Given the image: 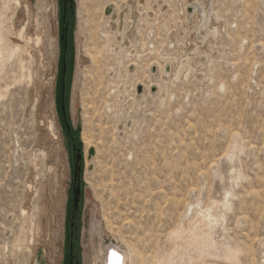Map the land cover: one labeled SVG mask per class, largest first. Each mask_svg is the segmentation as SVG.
<instances>
[{"label":"rangeland","instance_id":"1","mask_svg":"<svg viewBox=\"0 0 264 264\" xmlns=\"http://www.w3.org/2000/svg\"><path fill=\"white\" fill-rule=\"evenodd\" d=\"M5 1L0 264H93L94 221L148 264L207 216L215 253L181 264H264V0H73L63 54L62 0Z\"/></svg>","mask_w":264,"mask_h":264},{"label":"bare ground","instance_id":"2","mask_svg":"<svg viewBox=\"0 0 264 264\" xmlns=\"http://www.w3.org/2000/svg\"><path fill=\"white\" fill-rule=\"evenodd\" d=\"M7 1L8 0H6L5 2H7ZM6 4H5V6H6ZM82 5H84V4H82ZM81 8H82V6H81ZM196 11L201 14L202 19L208 16V12L206 10H204V9H201L199 6H197ZM81 12H82V10H81ZM3 17H4L3 14L0 12V68L1 69L5 66V64L8 61V59H10V58L12 59L13 55L15 56V54L17 52H20L21 51L19 48H13V47L10 46L9 41H8V37L4 33L7 26L4 24L5 21H4ZM205 21H206V18L204 19V22ZM9 29L11 30L12 28L10 27ZM20 36H23V33H21ZM98 55H100V54H98ZM92 57H93V59H91V60H93L94 63L96 61H98V59L96 58L97 56L94 57V55H92ZM24 59H25V57H24ZM97 64H98V62H97ZM167 68L168 67H166L165 70H164V74L165 75H169V72H170L169 70H166ZM180 73H181V70L178 72L177 75H179ZM23 77H24V74H23ZM90 102L93 105V108H94L93 111L95 112L96 111V107H94V106H96V102H95V100L94 101H90ZM84 138H85V143L87 142L89 145H91V143H89L87 141L88 138L86 137V135H85ZM105 217H104V220H106L108 218L107 217L105 219ZM204 217H205V215H204ZM207 217H205V218L207 219ZM205 218H199L198 219V220L201 221L200 226L191 225L190 228L187 231H184L183 229L180 228V230L178 229V232L175 233L174 238H173L174 241L175 242H180L181 243L180 247H184V248H181V249L180 248H177L178 246H177V243H176V246H174L175 248L172 247L173 249L170 252H164L162 255H160L155 260L156 262H149L148 264H181L180 262L182 260H180L181 258L179 257L180 256L179 254H181L180 253L181 250H185L187 248H190L191 251L193 250V252L195 253L194 258H196L197 260L198 259H201L203 257H207V256H210V255L214 254L215 253V250H216L214 248V244L215 243H213L212 235L210 234V230H211V227L213 225L212 224L213 222H212L211 219L206 220ZM111 221H112L111 223L113 224V220H111ZM108 222L109 221H107V224H108ZM92 225H93V227H92L93 228V231H92V238L91 239H92V247H93V250H94L93 264H142V262H141L142 260H140V255L138 254L136 248L133 245L132 246L131 245H128L127 243H125L124 240H123L124 241L123 243L118 242V243L114 244V243L111 242V244H108L107 241H106V239L103 238L104 233H103V225H102V222L101 221H94V223H92ZM208 226H210V227L208 228ZM110 230H112V229L110 228L109 231ZM121 240H122V236H121ZM115 253L117 254L116 256H114ZM194 253H192V254H194ZM187 254H186V256H187ZM183 255H184V253H183ZM237 255H238L237 252L236 251H233L231 249H230L229 252H226L225 254L224 253L222 254V256L224 258H226L228 260H231V262L233 261V263L234 262H237V259H238ZM206 259L202 260L203 264H208V262H207ZM191 261L193 262V260H191Z\"/></svg>","mask_w":264,"mask_h":264},{"label":"flooded vegetation","instance_id":"3","mask_svg":"<svg viewBox=\"0 0 264 264\" xmlns=\"http://www.w3.org/2000/svg\"><path fill=\"white\" fill-rule=\"evenodd\" d=\"M73 5H74V2L73 0H62V18L64 20L65 23V42L67 44V32L69 30V27H70V21H71V18H72V14H73ZM66 44H65V48H66ZM63 88H64V85H63ZM63 105L65 106V102L63 100V103H62V107ZM62 109V108H61ZM62 111V118H63V123H64V126L67 130V133H68V136H69V141L71 143V148H72V153L74 155V165H73V168H74V172H73V177H74V192H75V189L78 187V185L80 184V187H81V178H80V181L79 180H76V176H75V171H76V157L78 155V150H79V147H78V144L75 143V139H74V130L72 128V126H70L71 124H68L67 123V120L65 119L66 117V108H65V111L61 110ZM83 166V155H82V160L80 161V166ZM81 174V173H80ZM77 209V207H74ZM74 251H73V248L71 249L70 248V251H69V255H68V264H78V261L76 259V256L74 255Z\"/></svg>","mask_w":264,"mask_h":264},{"label":"water","instance_id":"4","mask_svg":"<svg viewBox=\"0 0 264 264\" xmlns=\"http://www.w3.org/2000/svg\"><path fill=\"white\" fill-rule=\"evenodd\" d=\"M193 9H191L192 11ZM62 39H65V33L62 34L61 36ZM156 67L153 68V72H156ZM64 70L66 71V69L64 68ZM166 70H169V68H167ZM64 71V72H65ZM139 91H142V88H139ZM152 92H156V88H152ZM62 110L65 111V106L63 105ZM82 160V154L80 153V150H78V155L76 157V171H75V176H76V180L80 181V173L82 171L81 166H80V161ZM74 206L78 207L79 205V199H80V195H81V187L80 184L78 185V187L75 189L74 192ZM117 254L115 253L114 256H116ZM117 258V257H116Z\"/></svg>","mask_w":264,"mask_h":264},{"label":"trees","instance_id":"5","mask_svg":"<svg viewBox=\"0 0 264 264\" xmlns=\"http://www.w3.org/2000/svg\"><path fill=\"white\" fill-rule=\"evenodd\" d=\"M62 22H63V26H64V28H63V32H65V23L66 22H64V20H63V18H62ZM65 44H66V42H65V40L63 39L62 40V54L65 52V50H66V48H65ZM61 59L63 60V56H61ZM66 94H65V87L63 88V82L61 83V92L59 93V98H60V106H62V103H63V100H64V102H65V98H66V96H65ZM62 112V111H61Z\"/></svg>","mask_w":264,"mask_h":264}]
</instances>
